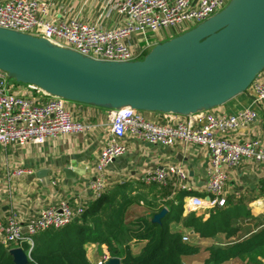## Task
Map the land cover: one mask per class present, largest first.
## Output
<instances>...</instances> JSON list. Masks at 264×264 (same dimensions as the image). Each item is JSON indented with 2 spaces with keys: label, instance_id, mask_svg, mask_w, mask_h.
Masks as SVG:
<instances>
[{
  "label": "built area",
  "instance_id": "1",
  "mask_svg": "<svg viewBox=\"0 0 264 264\" xmlns=\"http://www.w3.org/2000/svg\"><path fill=\"white\" fill-rule=\"evenodd\" d=\"M229 0H113L114 9L124 17V23L112 30L98 28L78 19L58 20L48 16L49 0H0V28L41 36L50 42L72 49L83 56L104 61H132L142 55L150 45L135 49L128 41L136 34L146 36L170 29L181 33L221 10ZM12 79L0 69V144L18 146L44 143L63 133L83 132L87 125L74 120L66 107L67 100L51 95L32 84H24L30 95L13 91ZM254 100L264 105V82L256 78L250 84ZM182 119L176 114H164L167 120H154L148 112L130 107L110 109L109 130L94 164L90 188L99 196L106 183V167L124 154L127 146L124 136L130 135L143 142L171 147L177 144H194L209 152L210 166L203 194L185 196L184 207H223L226 204L224 187L228 169L242 160L264 165V147L256 138L232 140L226 133L254 124L260 120L256 110L245 107L233 114L212 109L191 114ZM170 116V118L168 117ZM190 116V115H188ZM22 170H16L18 174ZM175 179L179 189L188 191L187 173L178 164H166L148 170L142 177L144 184L167 185ZM83 205L73 208L65 200L41 209L25 223L15 214L0 216V243L10 249L26 242L29 249L33 236L48 228H60L82 213ZM187 242L188 237L182 236ZM110 258L103 254L95 264H104Z\"/></svg>",
  "mask_w": 264,
  "mask_h": 264
},
{
  "label": "crops",
  "instance_id": "2",
  "mask_svg": "<svg viewBox=\"0 0 264 264\" xmlns=\"http://www.w3.org/2000/svg\"><path fill=\"white\" fill-rule=\"evenodd\" d=\"M49 1L48 16L55 20L75 18L105 30L115 29L124 23V17L113 7V0ZM176 34L178 33L170 29L161 30L153 35L136 34L128 43L131 49H135L144 46V38L149 40L150 45L141 53L142 58L155 43ZM256 79L264 82V69ZM13 91L21 95H30L26 86L19 82L13 84ZM248 92L249 96L244 93L238 94L212 110L225 114H233L245 107L256 110L260 120L226 133L225 137L238 141L253 137L264 147V105L257 104L251 90ZM66 107L74 120L87 125L83 132L63 133L48 138L39 145L0 144L2 218L15 214L20 222L25 223L41 209L60 200L69 202L75 208L80 204L85 207L98 197L91 190L90 183L94 175L96 157L108 134L110 109L74 101H67ZM148 116L154 120H167L164 113L148 112ZM180 117L192 119V115ZM123 141L127 150L106 167V183L102 193L122 194L125 198L133 200L127 208L125 216L127 222L132 217L129 214L132 210L138 214L137 217L155 215L158 213L157 207L165 208L167 214L169 205L177 204L175 199L178 192L185 191L179 189L172 178L165 186L144 184L142 177L148 170L166 164L181 165L187 173L189 190L195 194H203L210 166L209 152L206 148L194 144L163 147L143 142L130 135L124 136ZM65 168H68L69 172L65 173ZM16 170L22 172L14 174ZM42 170L45 173H39ZM185 196L187 195L182 197L180 203L182 216L179 219L169 218L168 225L172 232L187 236V242L200 248L195 254L183 256V264H201L207 258L206 247H221L242 240L264 226V165L245 159L236 167L228 169L224 187L226 204L223 207H216V210L206 206L189 210L184 207ZM221 211L234 215L233 217L231 215L227 230L219 231L215 235L201 237L192 227L183 223V219L190 212L205 220L211 214L215 215ZM136 243L138 249L141 242ZM86 252L91 264H95L103 254H108L105 244L98 242L86 244ZM220 264H264V248L250 252L243 258L234 257Z\"/></svg>",
  "mask_w": 264,
  "mask_h": 264
},
{
  "label": "water",
  "instance_id": "3",
  "mask_svg": "<svg viewBox=\"0 0 264 264\" xmlns=\"http://www.w3.org/2000/svg\"><path fill=\"white\" fill-rule=\"evenodd\" d=\"M0 69L16 82L106 109L179 116L211 110L238 94L249 96L264 69V0H229L132 61L93 59L41 36L0 28ZM165 214L162 208L153 220ZM10 253L16 264L27 260L20 247ZM104 264L120 260L110 257Z\"/></svg>",
  "mask_w": 264,
  "mask_h": 264
},
{
  "label": "trees",
  "instance_id": "4",
  "mask_svg": "<svg viewBox=\"0 0 264 264\" xmlns=\"http://www.w3.org/2000/svg\"><path fill=\"white\" fill-rule=\"evenodd\" d=\"M191 194L196 195L190 190L178 192L177 204L169 205V212L158 222L153 220L154 214L138 216L127 222V208L133 200L122 194L102 193L87 203L82 213L70 223L39 231L33 236L30 249L26 242L19 243L18 246L28 255L24 264H91L86 252V244L91 242L104 243L109 256L118 257L120 264H183V256L195 254L200 248L183 241L182 235L172 232L168 223L171 218L182 216L181 199ZM157 210L159 212L161 207ZM231 215L221 211L203 220L190 212L183 223L192 227L199 236L207 237L227 230ZM132 239L141 242L138 249L129 245ZM263 248L264 226L242 240L221 247H206L207 258L201 264H220ZM9 249V246L0 243V264H16Z\"/></svg>",
  "mask_w": 264,
  "mask_h": 264
},
{
  "label": "rangeland",
  "instance_id": "5",
  "mask_svg": "<svg viewBox=\"0 0 264 264\" xmlns=\"http://www.w3.org/2000/svg\"><path fill=\"white\" fill-rule=\"evenodd\" d=\"M168 31V30H167ZM152 47V46H151ZM150 47V48H151ZM150 48H149V50H150ZM12 79V78H11ZM11 82H16L14 79H12V81ZM70 102H73V101H70ZM129 214L132 216L130 219H129V222L130 221H132V220H134V218H137V213L135 212V211H130L129 212ZM137 244L138 243H136L135 241H133V240H130V242H129V245H131L132 247H133V249H137Z\"/></svg>",
  "mask_w": 264,
  "mask_h": 264
}]
</instances>
